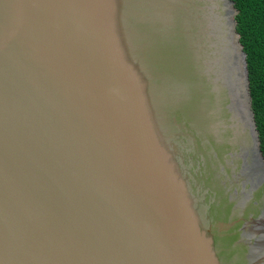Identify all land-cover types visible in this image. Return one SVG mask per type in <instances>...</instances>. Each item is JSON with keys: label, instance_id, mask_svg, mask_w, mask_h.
Masks as SVG:
<instances>
[{"label": "water", "instance_id": "1", "mask_svg": "<svg viewBox=\"0 0 264 264\" xmlns=\"http://www.w3.org/2000/svg\"><path fill=\"white\" fill-rule=\"evenodd\" d=\"M236 14L0 0V264H264Z\"/></svg>", "mask_w": 264, "mask_h": 264}, {"label": "trees", "instance_id": "2", "mask_svg": "<svg viewBox=\"0 0 264 264\" xmlns=\"http://www.w3.org/2000/svg\"><path fill=\"white\" fill-rule=\"evenodd\" d=\"M239 43L246 55L251 107L264 158V0H232Z\"/></svg>", "mask_w": 264, "mask_h": 264}]
</instances>
